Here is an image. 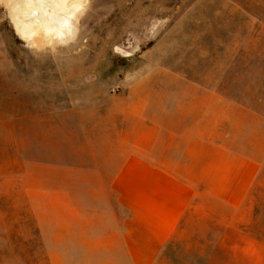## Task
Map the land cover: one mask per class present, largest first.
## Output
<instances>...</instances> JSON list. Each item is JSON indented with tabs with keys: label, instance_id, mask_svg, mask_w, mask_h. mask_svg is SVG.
<instances>
[{
	"label": "crops",
	"instance_id": "0c3cea01",
	"mask_svg": "<svg viewBox=\"0 0 264 264\" xmlns=\"http://www.w3.org/2000/svg\"><path fill=\"white\" fill-rule=\"evenodd\" d=\"M137 87L91 125L8 138L0 231L12 199L51 264H264V95L261 109L187 78Z\"/></svg>",
	"mask_w": 264,
	"mask_h": 264
},
{
	"label": "rangeland",
	"instance_id": "374dc122",
	"mask_svg": "<svg viewBox=\"0 0 264 264\" xmlns=\"http://www.w3.org/2000/svg\"><path fill=\"white\" fill-rule=\"evenodd\" d=\"M9 15L0 4V149L39 128L51 138L58 127L91 125L109 97L133 84L138 93H159V86L166 93L187 78L263 108L264 0H88L73 38L40 47ZM2 205L9 222L0 231V264H51L29 210L12 199Z\"/></svg>",
	"mask_w": 264,
	"mask_h": 264
},
{
	"label": "bare ground",
	"instance_id": "6f19581e",
	"mask_svg": "<svg viewBox=\"0 0 264 264\" xmlns=\"http://www.w3.org/2000/svg\"><path fill=\"white\" fill-rule=\"evenodd\" d=\"M87 2L88 0H0V4L9 9L16 31L29 44L38 47L73 38Z\"/></svg>",
	"mask_w": 264,
	"mask_h": 264
},
{
	"label": "built area",
	"instance_id": "2783aa9c",
	"mask_svg": "<svg viewBox=\"0 0 264 264\" xmlns=\"http://www.w3.org/2000/svg\"><path fill=\"white\" fill-rule=\"evenodd\" d=\"M120 88V86H117L116 88H114V91L118 90Z\"/></svg>",
	"mask_w": 264,
	"mask_h": 264
}]
</instances>
